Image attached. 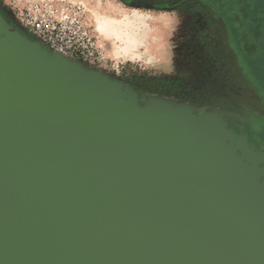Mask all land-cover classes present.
<instances>
[{
    "label": "water",
    "instance_id": "95a60500",
    "mask_svg": "<svg viewBox=\"0 0 264 264\" xmlns=\"http://www.w3.org/2000/svg\"><path fill=\"white\" fill-rule=\"evenodd\" d=\"M0 264H264V152L0 10Z\"/></svg>",
    "mask_w": 264,
    "mask_h": 264
},
{
    "label": "rangeland",
    "instance_id": "374dc122",
    "mask_svg": "<svg viewBox=\"0 0 264 264\" xmlns=\"http://www.w3.org/2000/svg\"><path fill=\"white\" fill-rule=\"evenodd\" d=\"M75 1L85 6L105 61L124 73V79L111 78L138 86L143 100L156 98L192 108L201 118L237 115L247 120L256 113L252 105L257 91L245 78L264 90V81L249 63L264 65V0H221V4L206 0V8L203 0ZM7 2L0 0L1 11ZM121 11L148 16L143 29L162 40L164 51L151 64L122 61L113 42L97 31L99 16L120 17ZM127 74L132 80L125 78ZM163 88L165 92H156Z\"/></svg>",
    "mask_w": 264,
    "mask_h": 264
},
{
    "label": "built area",
    "instance_id": "2783aa9c",
    "mask_svg": "<svg viewBox=\"0 0 264 264\" xmlns=\"http://www.w3.org/2000/svg\"><path fill=\"white\" fill-rule=\"evenodd\" d=\"M6 18L22 35L80 65L118 79L124 73L105 61L86 8L75 0L6 4Z\"/></svg>",
    "mask_w": 264,
    "mask_h": 264
},
{
    "label": "bare ground",
    "instance_id": "6f19581e",
    "mask_svg": "<svg viewBox=\"0 0 264 264\" xmlns=\"http://www.w3.org/2000/svg\"><path fill=\"white\" fill-rule=\"evenodd\" d=\"M120 13L122 16L114 18L99 16L97 31L113 42L122 61L151 64L164 49L159 37H153L143 29L149 22L148 16L139 11Z\"/></svg>",
    "mask_w": 264,
    "mask_h": 264
},
{
    "label": "flooded vegetation",
    "instance_id": "af4514ba",
    "mask_svg": "<svg viewBox=\"0 0 264 264\" xmlns=\"http://www.w3.org/2000/svg\"><path fill=\"white\" fill-rule=\"evenodd\" d=\"M193 3L196 4L197 1H194ZM206 3H207L206 0H203V4H204L203 6H205L204 8H206ZM1 12L6 17L7 15L6 9L2 10ZM249 63H251L252 68L254 69L255 75H257L256 77L264 81V65L262 63H258L255 65H253L254 63L252 62H249ZM132 77L133 76L131 74L130 75L127 74L125 76V78L129 80H132ZM250 77L255 78L254 76H250ZM118 79H124V75L119 77ZM246 79L248 80V82L246 81ZM249 80H250L249 77L245 78V81L249 85V87L257 91V94H256L257 99L255 100L256 104L252 105L254 108L256 107L255 108L256 113H253L252 116L249 117V119L247 120L244 119V117L237 116V115H234L231 117L221 116V118H223L226 122H228L229 127L239 137L246 136L248 138V142L252 150L264 152V93H263L264 90L261 87L259 90H257L256 87L249 82ZM125 85L132 88L129 84H125ZM132 89L135 90L139 94L141 100H143L142 95L138 92L139 87L135 86ZM260 92L262 93L263 96L260 94ZM194 112L197 115H199L197 111L194 110ZM246 129L248 130L251 129V130L250 132L246 133L245 132Z\"/></svg>",
    "mask_w": 264,
    "mask_h": 264
},
{
    "label": "crops",
    "instance_id": "0c3cea01",
    "mask_svg": "<svg viewBox=\"0 0 264 264\" xmlns=\"http://www.w3.org/2000/svg\"><path fill=\"white\" fill-rule=\"evenodd\" d=\"M15 1L16 3L20 4V5H25L27 3H32V2H36L37 0H8L7 4L11 3Z\"/></svg>",
    "mask_w": 264,
    "mask_h": 264
},
{
    "label": "trees",
    "instance_id": "16d2710c",
    "mask_svg": "<svg viewBox=\"0 0 264 264\" xmlns=\"http://www.w3.org/2000/svg\"><path fill=\"white\" fill-rule=\"evenodd\" d=\"M158 82H159V83H161V82H164V81H163V80H159ZM165 90H166V89H165V88H163L162 90H159V91H156V92H157V93H160V92H165Z\"/></svg>",
    "mask_w": 264,
    "mask_h": 264
}]
</instances>
